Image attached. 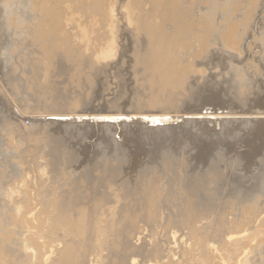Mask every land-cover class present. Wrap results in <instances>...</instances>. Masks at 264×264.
<instances>
[{"label": "rangeland", "instance_id": "374dc122", "mask_svg": "<svg viewBox=\"0 0 264 264\" xmlns=\"http://www.w3.org/2000/svg\"><path fill=\"white\" fill-rule=\"evenodd\" d=\"M0 48V264H264V157L242 193L233 158L127 169L37 127L81 100L264 96V0H0Z\"/></svg>", "mask_w": 264, "mask_h": 264}, {"label": "water", "instance_id": "95a60500", "mask_svg": "<svg viewBox=\"0 0 264 264\" xmlns=\"http://www.w3.org/2000/svg\"><path fill=\"white\" fill-rule=\"evenodd\" d=\"M226 70L230 78L242 71L237 65ZM111 100H81L78 109L58 112L61 116L48 120L64 125L56 134L85 158L104 153L120 159L127 169L161 167L166 160L204 168L223 157L233 158L247 169L244 174L232 173L230 188L242 193L259 190L262 177L250 166L264 157L263 95L239 98L204 87L178 108L157 112L167 120L156 124L144 119L145 112Z\"/></svg>", "mask_w": 264, "mask_h": 264}, {"label": "bare ground", "instance_id": "6f19581e", "mask_svg": "<svg viewBox=\"0 0 264 264\" xmlns=\"http://www.w3.org/2000/svg\"><path fill=\"white\" fill-rule=\"evenodd\" d=\"M169 7V6H168ZM177 8V7H176ZM183 15H184V13H183ZM183 34V33H182ZM247 34V33H246ZM177 35V34H176ZM185 42V41H184ZM1 49V48H0ZM224 51V50H223ZM3 52V51H2ZM163 54V53H162ZM164 63V62H163ZM167 65V64H166ZM174 65V64H173ZM163 69V68H162ZM168 71H170V74H168V78H170L171 79V81H173V82H175V81H178L179 79H181L182 78V73H180V72H178V70L176 69V68H174V66H171L170 68H168ZM1 78V77H0ZM166 81V80H165ZM73 105V104H72ZM73 108H74V106H73ZM67 110H68V108H67ZM6 112V111H5ZM8 113V112H7ZM58 113V112H57ZM53 116H55L54 114H53ZM58 116H61V115H58ZM63 116V115H62ZM144 116V119H147L150 123H153V124H156V123H158V122H160V120L161 121H166L167 120V118L166 117H164V118H161L160 116H151V115H148V114H144L143 115ZM154 122H156V123H154ZM33 124V123H32ZM61 125L60 124H56L55 122H49V123H43V124H41V125H39V126H37V127H41V128H43V131L45 130L46 131V133H47V131L48 132H57V130H60L59 129V127H60ZM63 126V125H62ZM37 127H35L34 125H32L31 126V128H30V130H32V129H35V128H37ZM40 128V129H41ZM61 128V127H60ZM29 130V129H28ZM42 130V129H41ZM38 131H40L39 129H38ZM44 131V132H45ZM42 132V131H41ZM18 133V132H17ZM51 134V133H50ZM45 135V134H44ZM236 237H238V236H235V235H233V236H230V237H228V239L229 240H232V239H235Z\"/></svg>", "mask_w": 264, "mask_h": 264}]
</instances>
